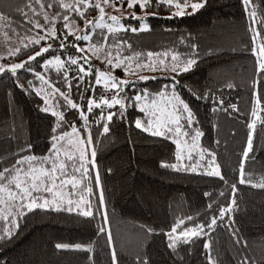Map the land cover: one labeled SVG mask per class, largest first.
I'll return each mask as SVG.
<instances>
[{
  "label": "trees",
  "instance_id": "obj_1",
  "mask_svg": "<svg viewBox=\"0 0 264 264\" xmlns=\"http://www.w3.org/2000/svg\"><path fill=\"white\" fill-rule=\"evenodd\" d=\"M29 2L0 0V14L8 17L7 21H1L2 33L13 39L29 40L4 61L24 63L41 47L52 44L53 48L32 61L30 67L17 70L15 75L7 71L0 73V168L11 167L20 156L49 154L54 134L71 131L70 124L77 127L83 124L77 110L71 109L59 97L51 99V89L37 79L36 73L43 74L46 80L69 91L63 79L66 70L73 85L71 99L85 111L90 96L98 99L113 95L112 90L110 92L101 84L81 96L83 89L77 90L74 79L80 75L76 65L66 62L60 72L55 65L44 66L45 60L54 56H60L64 61L69 57L77 58L79 63L83 61L79 60L80 54L75 48L61 50L57 41L49 39L39 45L31 42L37 37L38 30L26 20H39L41 24L45 21L42 15L34 16L25 7ZM34 7L39 11L38 6ZM18 8L28 12V17L20 15ZM252 10L256 11L254 18L248 15ZM134 11L141 14L139 7ZM147 11L149 15L145 23L148 30L135 33L118 31L109 37L110 45L105 44V49L114 56L119 53L121 58L140 53L138 62L155 63L157 70L160 68L159 59L163 57L153 56L149 60L148 52H167L166 64H170L172 54L195 59L192 68L176 79L180 82L178 94L195 116L188 131L190 135L194 130L203 133L200 152L184 163L185 168L198 165L197 170L177 171L162 166L178 163L175 144L168 133L157 137L135 126L137 119L147 121L150 117L138 110L134 99H125L123 115H115L111 122L104 121L109 126L107 134H100L102 125L98 113L101 109H94L88 114V123L104 203L100 204L98 196L90 195V199L98 208L99 215L84 217L65 211L35 209L22 218L16 216L18 228L10 222L0 221V235L8 229L14 233L11 239L0 240V264H113V252L116 264H143L145 260L147 264H209V256L215 264H240L244 257L249 258L250 264L252 261L264 264V188L252 186L264 177V73L258 72L256 56L252 53V48L258 46L261 40L254 45L249 31V27L253 26L264 37V0H252L247 11L242 0H206L195 13L171 19L169 17L174 8L157 5ZM153 11L156 12L154 16L151 15ZM69 14L79 21L81 29L85 27L86 21ZM86 16L92 20L98 17V12L90 9ZM253 19L256 21L254 25ZM122 22L133 27L140 25L137 20ZM57 28L58 34L63 31L60 21H57ZM92 32L90 41L77 43L90 46L98 41L96 34L106 32V29L93 27ZM39 34L43 35L42 32ZM72 39L68 37L69 41ZM91 64L102 69L103 64L98 65L95 61ZM116 71L122 75L121 68ZM175 75L165 71L156 79L134 81L125 86L120 95L134 97L144 91L150 94L146 101L152 102L160 98L158 93L165 91L166 85L172 84L168 77ZM93 80V76H85V86ZM254 92L261 99L259 119L253 132V149L244 161V171L248 174L246 178L251 184H239V170L250 131L247 125L255 119L251 115L256 107ZM46 96L49 97L48 105H45ZM221 99L223 104L219 103ZM230 105H235L238 111ZM46 106L51 111L54 109L64 114L65 121L59 127L57 117L43 111ZM119 111V106L111 109L103 107L105 114ZM201 152H204L203 160L200 159ZM208 153L215 154V163L219 165L224 180L202 173L208 169ZM88 184L97 189L94 178ZM233 184L237 185L235 194L231 187ZM205 193L211 195L206 196ZM233 199L236 204L232 211L218 221L214 230L205 229L206 236L192 238L190 243H178L176 249L168 247L170 241L166 233L177 220L185 219L182 227L206 224L211 216L218 215L220 208L229 206ZM209 204L211 209L207 207ZM187 217L193 220L188 221ZM102 227L105 232L98 231ZM230 228L236 230V237H233ZM206 242L211 245L209 249L204 248ZM58 243L80 244L85 248L90 246L91 250L74 247L58 249Z\"/></svg>",
  "mask_w": 264,
  "mask_h": 264
},
{
  "label": "snow or ice",
  "instance_id": "obj_2",
  "mask_svg": "<svg viewBox=\"0 0 264 264\" xmlns=\"http://www.w3.org/2000/svg\"><path fill=\"white\" fill-rule=\"evenodd\" d=\"M206 0H199V2H193V0H30L29 3L25 5L27 9L34 16H41L45 21L44 24H41L39 20H31L30 18L26 20V23L32 24V27L38 30L37 37L34 38L31 42L39 45L41 41L47 42L49 39L52 41H57L59 48L61 50L72 47L76 49V52L80 54L79 60H82L83 63H79L77 58L69 57L67 61L61 59L60 56H54L52 59H46L44 66H53L55 65L57 71L60 72L64 69L65 63L71 65H76L80 75L74 77L77 81L76 88L80 92V95L83 96L84 93L90 92L95 86H99L103 83L105 88L113 90V95L109 98L101 96L100 98L89 97L86 102V111L83 110L81 105L74 102L70 96V89L73 87L72 83L69 81L66 74V70L63 74L64 82L69 91L62 90L57 87L51 81L45 79V76L40 73H36L37 79L43 81L51 89L49 93L51 99L55 100L59 97L66 105L70 106L71 109H75L79 113L80 120L83 121L81 127H77L75 124H70L71 132L64 131L60 135L52 136V143L49 149L50 154H45L43 156L28 155L20 156L15 160V163L11 167L0 168V221L10 222L14 227H19V224L15 219L10 221V217L14 213H17L21 218L26 215L28 212H31L37 208L39 209H52L56 211L67 210L72 212L74 210H79V214L84 217H94L92 211V204L89 199L86 197L93 194L92 188L89 184L84 183L85 180L89 182L92 179L91 173L95 172V183L99 187L100 177L99 171L96 168L95 164V147L91 135V131L88 123V114L92 113L94 109H101L98 113L99 121L102 125L101 135L107 134L109 132L108 123L104 121L111 122L115 115H123V110L126 107L125 99L132 100L136 102H141L146 100L149 97V93L142 91L141 94H137L134 97H125L121 96V90L133 82L116 77L111 74V72H106L99 68H94L91 64L93 58L99 60L101 64L105 65L106 68L117 69L121 68L125 74H128L130 71L133 75L137 74V70L142 68H148L152 71L157 70L155 63H140L138 62V57L141 55L137 53L133 57H124L121 58L119 53L113 55L110 50L105 49V44L110 45L109 37L114 35L118 31H131L133 33L143 30H148V25L145 23L147 16L149 15V8H156L157 5L162 7H167L169 9H175L172 12L170 19L175 16H183L186 13V9L191 8L193 13L204 6ZM245 10L247 11L252 4V0H242ZM38 6L37 8L34 7ZM112 7L114 11L119 12L122 8L125 10H133L130 15H108L106 13V8ZM139 7L140 13L137 14L134 9ZM57 9L56 11L50 12L49 10ZM96 10L98 12V17L88 20L86 13L89 10ZM63 10V11H60ZM17 12L24 16L28 17V12H25L24 9H17ZM78 17L79 20L86 21L85 27L81 29L79 27V21L73 18ZM151 15H156V12L153 11ZM248 15L252 18L256 17V11L252 10L248 12ZM111 23H106L105 17ZM8 17L6 15L0 14V21H7ZM123 20H137L140 22L138 27H133L131 25H125ZM57 21L62 23L63 31L58 34ZM253 25L256 23L255 19L252 21ZM264 26V24H262ZM101 28L106 29V32L97 33L98 41L92 43L88 47H81L77 42H88L93 37L92 28ZM31 30V29H30ZM249 31L252 33V42L255 45L257 40H261V43L252 48V53L256 56V64L258 72L264 73V37H261V33L253 26L249 27ZM42 32L43 35L39 33ZM77 32H82V35H78ZM7 35V33H5ZM71 36L72 41L68 40V37ZM126 43V41H121ZM52 44H47L45 47H41L38 52L34 55L29 56L28 61L24 63H15L10 67L0 66V73L10 72L15 75L18 69H24L26 66L31 65L32 61H35L37 57L42 56L44 53L52 50ZM19 49H16L18 52ZM14 54V53H13ZM147 57L149 60L153 56L163 57L159 59V70L161 71H170L175 73V76H170L168 79L172 81V84L165 86V91H160L158 95L161 98H164L163 104H158V102L152 100V108L150 115L152 119L147 121H142L137 119L135 121V126L137 128H142L144 131H152L153 135L164 136L166 133L172 134L176 137L183 135L184 137H189L190 133L188 129L191 128L192 124L195 121L194 113L191 111L188 103L181 99L180 95L177 92V87L180 82L176 79L181 73L188 72L192 66L196 63L195 59L190 57L182 58L180 54H172L170 57V64L165 63V59L168 58V53L163 54L148 52ZM127 61L128 63H125ZM135 63V67H132V62ZM87 65V67H86ZM93 76L94 80L89 82L87 86L84 84L85 76ZM138 79L141 81L150 79L147 76H138ZM151 79H156V77H151ZM31 83V82H29ZM255 86V82H254ZM231 87V85L229 86ZM170 89V91H168ZM39 94V93H38ZM195 95V93H193ZM256 97L255 103L256 107L252 109L251 115L253 119L247 126L249 128V135L247 138L246 148L243 152V160L239 170V184H251V181L246 178L248 174L244 171V161L248 159L249 152L253 149V132L256 128V121L259 119L258 111L261 99L258 94L254 92ZM220 104H223L224 101L219 100ZM49 104V97H45V105ZM119 106L121 111L119 112H108L105 114L103 112V107L109 109ZM234 111H238L235 105H230ZM43 111H49V107L46 106ZM141 112L145 111V107L140 108ZM52 115L57 117V127L60 126L62 122L65 121V116L60 112H52ZM184 120V123L181 124V120ZM264 123V121H262ZM56 132V129H53V133ZM203 133L196 131L195 135L191 137L192 147L196 148V139L202 136ZM177 146V151L175 153V158L178 163L176 164H164L163 167H171L174 170H188L196 171L198 165H189L187 168L183 166L182 162L184 160V146L187 144V141H182L177 138L175 141ZM31 146L29 145V150ZM207 151V150H204ZM210 159L207 163V168L209 169L206 174L209 176L219 177L221 180H224V176L219 170V165L215 163L216 157L214 153H208ZM188 160H192L191 152L187 155ZM200 159H204V152L200 153ZM253 187L264 188V177L261 178V182L258 184L252 185ZM233 194L237 191V185H231ZM67 189V191H65ZM79 195V199L73 200L71 197ZM206 196H210V193H205ZM223 195V193H221ZM65 200L67 202V207H65ZM99 202L100 204L104 203L103 191L100 190L99 193ZM236 204L235 199H233L229 206L221 207L218 215H213L209 218L206 224H196L194 227H182L185 225V219L177 220L170 230L166 233L170 243L168 247L171 249H176L178 243H190L192 238H199L202 235H207L208 233L205 229L214 230L218 225V221H222L224 216L232 211L233 206ZM209 209L212 208V205L207 206ZM99 211V210H98ZM107 219L105 215V220ZM188 221H192V217L186 218ZM179 230V233H178ZM99 232H105V228H100ZM147 231L152 232V229H147ZM230 231L233 237H236V230L230 228ZM14 233L11 229H8L4 232L3 235H0V240L11 239ZM110 239V236H109ZM237 239V243H239ZM246 246V245H245ZM74 247L76 249L91 250V247L82 246L80 244L68 245L58 243L56 248L58 249H68ZM211 245L209 243L204 244L205 249H209ZM113 264H116V254L112 253ZM209 264H215L214 259L208 257ZM143 264H147V261H143ZM240 264H250L249 258L244 257ZM251 264H255L254 261Z\"/></svg>",
  "mask_w": 264,
  "mask_h": 264
},
{
  "label": "rangeland",
  "instance_id": "obj_3",
  "mask_svg": "<svg viewBox=\"0 0 264 264\" xmlns=\"http://www.w3.org/2000/svg\"><path fill=\"white\" fill-rule=\"evenodd\" d=\"M132 11L133 10H125V9L122 8L119 12H117V11H114L112 7H107L106 8V13L108 15H117V16L130 15ZM186 13L187 14H185V15H191V14H193V11H192L191 8H188V9H186ZM185 15H183V16H185ZM104 22L111 23V21L107 20V16L105 17V21ZM28 42H29L28 39H13V38H10V37L5 36L2 33V23L0 21V66L7 68V67H10L12 64H15V63H7V62L4 61V59H6L9 56L14 55L16 53V49H19V48L25 46ZM81 47H88V45L81 46ZM92 61H95L98 65H101V62L99 60L95 59V58H93ZM125 63H128V62H125ZM132 67L134 68L135 65L132 64ZM101 68H102V70H104L106 72H111V74L114 75V76H116V77H120V78H123V79H127V80H129L131 82L141 81V80L138 79V76H141V75L142 76L150 77V79H147V80H151V77H156L157 78L162 73H165V71H161V70L152 71L151 69H148V68H142V69L137 70V74H135V75H133L131 73V71L128 74H125V72L122 70V75L120 76L118 74V72L116 71L119 68L113 70L112 68H106L105 65H102ZM18 70H20V69H18ZM147 80H144V81H147ZM144 81H141V82H144ZM102 85H103V83H102ZM106 89H108L110 91L109 88H106ZM156 101L158 102V104H163L164 103V98H161L160 97ZM137 103H138V110L140 111V108L141 107H145L144 113H146L147 115H149L150 119H152V117L150 115L151 111L153 110V108H152V102H148L146 100H142L141 102H137ZM53 110L52 111L49 110L47 112H49V113L52 114ZM154 130H155V128L152 129V131H154ZM152 131H146V132H148L149 134L153 135L152 134ZM196 131L197 130H194L189 137H184L183 135H181L180 137H176V136H174L172 134L169 135L170 140L175 144L176 151H177V146H176V143L174 141L177 138L181 139L182 141H185V140L187 141V144L184 146V160L182 162H180V163L183 164V166H184L185 160L188 159L187 158V155H188L189 152H191L192 156L193 155H196V154H198L200 152L201 136L199 138H197L196 141H195L196 148L193 149V147H192L191 137L195 135V132ZM69 132H71V131H69ZM153 136H157V135H153ZM157 137H162V136H157ZM208 170L209 169H205L202 173L206 174V172ZM91 175H92V178H94L95 172L93 171L91 173ZM84 183H87L88 184V180H85ZM92 190H93L92 196L93 197H97L98 196V198H99L100 185H99V187L97 186V189H95V188L92 187ZM65 191H67V189ZM71 198L75 201V200L79 199V195L77 194L76 196H73ZM86 198L91 201L92 211H93L94 215H97L98 216L99 215L98 208H96V206L94 205L95 203H93L92 200L90 199V195L87 196ZM65 207H67L66 200H65ZM37 209H39V208H37ZM42 210H52V209H42ZM53 211H56V210H53ZM61 211L69 212L67 210H61ZM69 213L79 214V210H74V211L69 212ZM17 215H18L17 213H14L12 218L13 219H16V216Z\"/></svg>",
  "mask_w": 264,
  "mask_h": 264
}]
</instances>
